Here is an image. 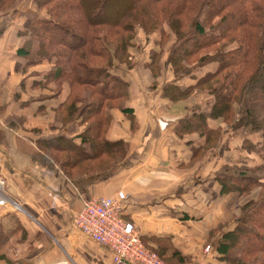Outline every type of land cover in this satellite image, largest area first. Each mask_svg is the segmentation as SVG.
<instances>
[{
  "label": "trees",
  "instance_id": "1",
  "mask_svg": "<svg viewBox=\"0 0 264 264\" xmlns=\"http://www.w3.org/2000/svg\"><path fill=\"white\" fill-rule=\"evenodd\" d=\"M107 1L34 0L38 10L46 15L45 18L35 16L29 28L23 32L27 37L26 47L18 50V55L27 59L28 68L44 62L53 63L46 83L52 81L59 85L54 86L55 96L62 94L65 88L60 86L62 82L68 84L66 98L52 111L61 119L57 122L60 130L79 122L85 126V131L74 138L63 134L49 140H39L37 144L71 178H74L73 171H78L79 167L94 159L110 157L120 161L125 157L127 143L123 139L110 141L107 137L112 126V109L121 108L127 117H134V110L125 107L130 94L129 81L114 70L115 64L129 63V48L139 31L136 26L142 27L144 35H152L159 29L163 32L164 27L159 25L160 17L172 14L171 9L168 13L160 14V6H153L169 0H148L153 3L154 9L143 12L138 10L145 0H127L125 16L115 24L101 20L106 13L104 5ZM205 1L184 0L178 3L176 19L188 17L195 7L201 8ZM259 1L264 4V0H227L217 5V0H211L210 15L206 21L219 17L227 9H233L228 26H217L218 32L213 27L212 33H209L203 23L193 18L190 23L196 29L193 39L190 38L188 44L184 42L175 51L179 52L173 57L176 73L185 72L183 63L203 56V53L211 56L209 62L218 65L217 70L205 74L195 83L185 88L175 83L162 93L163 97L176 103L190 98L196 90L210 87V95L215 97L210 113L192 109L190 115L179 119L174 125L177 138L198 134L203 140L201 145L194 148L191 160L198 159L208 148L215 146L222 134L221 127H212L209 120H221L232 133H260L264 138V7L259 4L258 7L246 8ZM14 2L0 0V9L9 8ZM174 14L170 17L171 21ZM176 22V36L180 37L184 29L180 20ZM77 29L85 32V41L80 40ZM122 32L132 35L123 37ZM60 37H64L65 42ZM226 40L228 43L223 44ZM117 41L122 43V47L118 46ZM232 42H237L239 48L228 51V44ZM34 43L37 45L35 55L31 51L35 48ZM114 44L118 49L114 48ZM160 54L152 53L151 65ZM204 57H201L203 63L207 61ZM244 148L257 152L250 143H246ZM54 155L61 156L64 162ZM261 160L262 165L256 168L225 166L214 177L221 186L220 196L230 194L240 197L252 190H259L258 198L243 207V215L237 220L236 227L220 238L217 251L227 264H264V155ZM100 173L93 172L92 175ZM80 176L88 177L91 173L83 172L76 178ZM14 232L13 227L8 231L0 227V261L9 262L3 253V245ZM156 253L172 264L189 263L184 259H165L159 252Z\"/></svg>",
  "mask_w": 264,
  "mask_h": 264
},
{
  "label": "crops",
  "instance_id": "2",
  "mask_svg": "<svg viewBox=\"0 0 264 264\" xmlns=\"http://www.w3.org/2000/svg\"><path fill=\"white\" fill-rule=\"evenodd\" d=\"M17 3L16 10L0 13V176L20 209L0 208V227L15 231L3 245L9 262L0 264H115L107 248L75 228L74 219L85 201L113 197L122 191L129 196L124 217L139 228L147 247L173 261L227 264L217 251L220 236L213 234L216 211L221 210L208 203L210 195L219 191L211 171L197 176L202 185L192 186V181H180L176 169L179 161H190L194 150L193 144L174 136V125L182 115L171 124L168 135L154 138L142 160L135 159L139 154H130L121 167L88 177L71 178L41 149L39 140L63 134L74 138L85 130L79 122L60 130L53 115L52 110L69 92L67 86L64 95L57 97L55 87L46 86L47 70L26 72L28 61L18 55L27 42L23 32L35 16L45 18L46 14L38 11L32 0ZM126 78L132 87L138 81L143 87L129 108L139 111L142 104L161 99L151 93L148 74L142 81ZM175 107L170 103L167 114ZM114 121L107 135L110 141L121 140L127 132L122 115ZM164 160L169 168L163 170L160 164ZM225 198L223 203L228 200Z\"/></svg>",
  "mask_w": 264,
  "mask_h": 264
},
{
  "label": "rangeland",
  "instance_id": "3",
  "mask_svg": "<svg viewBox=\"0 0 264 264\" xmlns=\"http://www.w3.org/2000/svg\"><path fill=\"white\" fill-rule=\"evenodd\" d=\"M182 1L184 0H169L167 2L155 6V4L151 3L148 0H145L139 5V12L146 11L145 9L149 8L154 9L152 8L153 6L155 8H158L157 6H160V14L168 13L167 11L170 9L172 11V14H169L168 17L166 15H162L160 17L159 25H162V27H164L165 31L163 32L161 29H159L158 32H155L152 35H144L142 27L136 26L139 31L137 36H135V38L132 40L133 43L129 48L128 55L131 57L130 61L129 63L125 64L117 62L115 64L114 70H117V73L126 80H128L126 78L128 75L134 80L140 79L142 81L143 78L146 77L148 74L150 80L152 81V86L150 88L151 93L157 94L158 96H160L161 99L159 101H149L147 104H142V108L139 111L137 110V108L134 109L133 119H130L124 113H122L120 110L121 108L112 109V127L115 125L114 119L116 117H120L122 115L126 120L124 126L127 128V132L125 134V137L121 138L128 145V147L125 148V157L122 158L120 161L112 160L110 157L94 159L93 161L85 164V166H83L82 168L79 167V169L81 170L78 169V171H73L74 178H76L80 174H83V172L91 173L92 175L93 172H104L105 170H107V168L116 165L117 166L115 168L121 167L123 164L126 163V160L128 159L130 154H132V156L139 154V156L135 159L137 161H140L145 158L149 153V150L153 145L154 138H156L157 136L169 134V131L167 130L169 129V127H171V124L174 122L177 116L182 115L179 117V119L184 118L190 115L194 110H200L206 113L211 112L210 110L215 102V97L210 95V91L208 90L210 87H207L206 89L202 90H196L193 94H191L190 98L186 100L176 101V103L172 102L168 98L163 97L162 93L169 85L177 83L185 88L193 82L195 83L197 80L203 78L205 74L218 69L217 63L215 64L208 61L211 56H207L205 55V53H203V56H198L193 60H190L188 63H183L182 66L186 69L185 72L176 73L175 64L173 63V57H175V53L176 55L179 53L175 51H177L178 48L183 45L184 42H187L185 44H188L189 41H191L189 39H193V33L196 30L193 29V23L190 24L193 18L198 19L201 23H203L206 26L207 32L212 33L211 31L213 27H215L214 29H217L218 32V28L216 27L221 26L226 28L228 26L227 22L230 23L231 12H233L234 10L227 9L226 11L222 12L219 17H212L209 21H206V19L210 15L209 4L211 2V0H206L201 8L195 7L192 12L188 14V17L176 19L177 17L175 9L177 4L181 3ZM226 1L227 0H217L216 4H224ZM17 2L18 0H15V4L10 6L9 8L0 9V13L6 14L8 12L16 10L18 4ZM32 2H34V0H32ZM127 2V0H108L107 3L104 5L106 13L101 17V20L114 22L115 24H117L118 21L120 19H123V17L125 16V10L128 6ZM34 4L37 8L35 2ZM259 4L263 5L264 7V4L259 1L256 2L254 5H247L246 8L250 9L255 6L258 7ZM173 14L174 18L173 21H171L170 17ZM176 20H180L184 29L183 32H179L180 37L176 36V32L178 31L177 22H179H176ZM76 32L80 40H86L85 32L83 30L77 29ZM131 35L132 34L122 32L123 37L129 38L131 37ZM59 39L65 42L64 37H60ZM225 43H228V40L223 42V44ZM117 44H119L118 46L122 47V43L120 44V42L117 41ZM33 45L35 48H32L31 51L35 55L37 52V45L35 43ZM118 46L114 44L115 49H118ZM236 48H239L238 43L232 42L228 44L227 50L232 51V49ZM153 52L161 54L155 58V61L151 65L150 63L153 60ZM201 57H204V60H207L205 61L207 63H203ZM52 65L53 63L51 62H44L38 65H34L33 67H29L26 72H31L33 70H47L48 72H46L49 73L53 68ZM141 70L142 72L139 73V71ZM48 84H52L55 87H57L58 85L57 83H54V85L52 81L50 83L48 82L46 86ZM67 85L68 84L66 82H62L60 84L61 87ZM129 85V100L126 102L125 107H129L130 102L136 99L137 97L141 96V91H143L142 84L139 81L136 84H133V87L130 83ZM48 96H50V94ZM65 98L66 96L63 98V100ZM170 103L176 105V107L170 112L171 114H167L166 110L170 106ZM53 115L55 116L54 113ZM55 117L57 119V122L61 121L60 118L58 119L57 116ZM209 122L210 125L212 127H215L216 129H218V127H221L222 134L220 135L217 144L213 147L208 148L207 151H205L203 155H201L198 159H190V161H188L187 163L179 161L178 165L176 166V169H178L180 181H192V186L202 185V178L197 176H199L201 173L207 174V172L211 171V178L213 182H215L218 186L219 191L217 195L213 193L210 195L211 199L208 200V203H212L215 208H219V210H221L220 212L216 211L217 226L215 232H213V234H215L214 237L220 236V239L225 232L236 227L237 220L243 215V207L251 200H256L258 198L259 190H252L251 193H249L248 195H241L240 197L230 194L220 196L221 186L218 182L215 181L214 177L218 172L221 171V169H223V167L225 168V166L236 167L241 165L242 167L245 166L249 168H256L258 166H261V159H263L264 155V138L261 136L260 133H250L249 135H243L242 133H232L230 128H228V126L225 125L221 120L218 122L214 120H209ZM118 132L120 133V135L124 134L122 129L118 130ZM174 136L178 137L175 134ZM248 138L249 140H247ZM181 139L187 140L189 144H193V148L201 145L203 141L201 140V137L198 134L186 135ZM246 143H248V145L250 143L254 148L257 149V152L255 150H245L244 145ZM54 156L60 158L64 162V159L61 156ZM165 168H169V162L164 160V163L160 164V169L164 170ZM79 171H81L82 173ZM206 185H208V182L206 183ZM225 197H228V200L226 203H223L224 201H226ZM154 252L156 253V251ZM164 262L172 264L169 261ZM188 264L192 263L190 262Z\"/></svg>",
  "mask_w": 264,
  "mask_h": 264
},
{
  "label": "built area",
  "instance_id": "4",
  "mask_svg": "<svg viewBox=\"0 0 264 264\" xmlns=\"http://www.w3.org/2000/svg\"><path fill=\"white\" fill-rule=\"evenodd\" d=\"M6 180L0 176V208L20 207L7 194ZM129 196L120 192L108 198H94L85 201L76 213L74 226L83 235L107 248L115 264H169L157 253L148 249L141 239L139 228L125 219L124 208ZM210 247L206 248V253Z\"/></svg>",
  "mask_w": 264,
  "mask_h": 264
}]
</instances>
